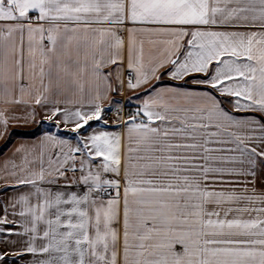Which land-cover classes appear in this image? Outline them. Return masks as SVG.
I'll list each match as a JSON object with an SVG mask.
<instances>
[{
  "label": "snow or ice",
  "instance_id": "6c2138e0",
  "mask_svg": "<svg viewBox=\"0 0 264 264\" xmlns=\"http://www.w3.org/2000/svg\"><path fill=\"white\" fill-rule=\"evenodd\" d=\"M164 76L182 84L158 89ZM125 81L146 98L124 131L84 136ZM214 93L264 116V0H0V102L52 105L49 119L83 137L48 139L5 166L14 190L26 189L0 218L22 229L3 230L24 245L13 254L32 264H264L254 187L264 120L259 137L242 133L259 117H235ZM10 119L0 111V127Z\"/></svg>",
  "mask_w": 264,
  "mask_h": 264
},
{
  "label": "crops",
  "instance_id": "0c3cea01",
  "mask_svg": "<svg viewBox=\"0 0 264 264\" xmlns=\"http://www.w3.org/2000/svg\"><path fill=\"white\" fill-rule=\"evenodd\" d=\"M126 38V33H122ZM163 71V70H162ZM159 75V73H158ZM155 80L152 84H156ZM182 82L170 80L167 76H164L163 80L159 82L158 89L163 86H179ZM119 88V85H117ZM150 87V86H149ZM185 88L194 89L196 91L205 90L204 85H194L187 84L184 85ZM209 92H213L212 89H206ZM145 89L141 88L136 91L128 90L126 87L119 89L114 93H110L101 105L103 108L102 118L100 121H90L89 126L81 129L84 136L91 135L93 132L108 131L117 132L124 131V124L113 121L104 123L105 112L116 108V107H132L136 111L142 105ZM220 101H223V107L230 113H232L237 118H243L247 121H252L259 117L256 121L255 130L251 129L241 130L242 133L247 131L249 135H254L259 137L262 133L260 131V121L264 120V116L260 113H244V112H234L232 105L227 101H230L231 97H221L218 93H214ZM52 105L48 106H38L34 102L24 105H9L0 102V111L5 112L9 117H15L16 119H10L6 129L0 127V218L4 216V206L8 202L16 197L20 191L26 190L25 187L14 190V178L6 175L5 166L11 168V162L16 164L21 163V157L25 151L33 153V155H38V150L42 142L56 138L57 140H67L72 146H76L83 137L79 136L77 133L71 131V124H63L60 121L62 116H58L49 119L51 116ZM61 108L66 107V105L61 104ZM34 113V115H29V113ZM82 147V144L80 145ZM19 150V151H18ZM257 179L254 185L257 193H264V168L260 165L264 164V159L257 158ZM237 167H246V165H236ZM68 179H72L71 173L68 175ZM240 180L245 179L240 177ZM63 183V181L61 182ZM45 187H49L45 185ZM228 187V186H226ZM253 186L249 185V189ZM243 185L237 187V191L241 190ZM67 190V189H65ZM71 190L75 191V188ZM8 220H20L19 216H14L11 214V209H9ZM4 229H14L15 231H22V229L17 228L16 225L12 223L0 224V252L7 253L4 257V261H0V264H32L36 257L31 255L17 256L13 253L19 252L23 249L24 245L18 241L21 239L16 235L8 236Z\"/></svg>",
  "mask_w": 264,
  "mask_h": 264
},
{
  "label": "built area",
  "instance_id": "2783aa9c",
  "mask_svg": "<svg viewBox=\"0 0 264 264\" xmlns=\"http://www.w3.org/2000/svg\"><path fill=\"white\" fill-rule=\"evenodd\" d=\"M136 110L132 107H116L104 114L105 121L113 122L118 121L124 124L125 121L129 120L131 114H134Z\"/></svg>",
  "mask_w": 264,
  "mask_h": 264
},
{
  "label": "water",
  "instance_id": "95a60500",
  "mask_svg": "<svg viewBox=\"0 0 264 264\" xmlns=\"http://www.w3.org/2000/svg\"><path fill=\"white\" fill-rule=\"evenodd\" d=\"M139 119V118H138Z\"/></svg>",
  "mask_w": 264,
  "mask_h": 264
}]
</instances>
